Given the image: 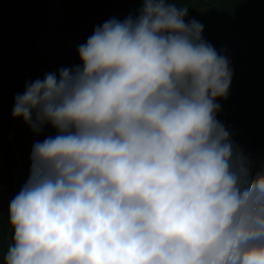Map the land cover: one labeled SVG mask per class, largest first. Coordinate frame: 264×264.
Segmentation results:
<instances>
[{
  "label": "clouds",
  "instance_id": "obj_1",
  "mask_svg": "<svg viewBox=\"0 0 264 264\" xmlns=\"http://www.w3.org/2000/svg\"><path fill=\"white\" fill-rule=\"evenodd\" d=\"M143 0L26 82L12 116L34 132L2 264H264V168L217 119L233 70L186 21Z\"/></svg>",
  "mask_w": 264,
  "mask_h": 264
},
{
  "label": "trees",
  "instance_id": "obj_2",
  "mask_svg": "<svg viewBox=\"0 0 264 264\" xmlns=\"http://www.w3.org/2000/svg\"><path fill=\"white\" fill-rule=\"evenodd\" d=\"M50 1L0 0V252L6 250L10 242L9 204L29 177L33 144L56 134L55 129L48 125L37 133L22 119H14V98L24 93L26 82L43 79L46 73L58 72L61 67L72 64L70 58L45 57L62 47L53 38L56 34H64L72 42L79 33L72 29L62 32L57 28L49 31L50 23L46 28L40 19H28V14L32 17L37 13L50 15ZM84 1L90 0L77 2ZM171 2L177 6L187 5L186 21L192 17V20L200 22L203 38L219 44L228 56L233 77L227 99L217 101L221 104L217 119L230 131L233 142L250 157L253 170L259 171L264 168V119L257 118L258 107L249 102L248 95L264 102V86L256 85H264V0ZM115 3L122 10L120 20H123L129 15L135 17L143 0H94L87 16L104 14ZM80 13L75 9L71 19ZM37 23L39 26L35 27ZM89 31H80L84 33L79 45L91 35ZM78 61L80 63L79 56ZM16 176L19 180L15 189Z\"/></svg>",
  "mask_w": 264,
  "mask_h": 264
},
{
  "label": "rangeland",
  "instance_id": "obj_3",
  "mask_svg": "<svg viewBox=\"0 0 264 264\" xmlns=\"http://www.w3.org/2000/svg\"><path fill=\"white\" fill-rule=\"evenodd\" d=\"M78 0H51L50 2L52 5L50 6V9L48 11L47 15L44 13H37V16L32 17L31 15L28 14V19L35 20V19H40L42 21L43 25L46 26L47 24L50 23L49 25V31L52 30L53 28H57L60 31H65L68 29H72L79 31L78 35H76L75 39L73 38V41H69L72 39L68 40V36H65L64 34H56L54 36V40L56 43H59L60 49H55L54 53L49 54L48 57H45V59H62L63 57L67 60V58H70L73 60L71 63L72 64H67L68 67H71L73 65L79 64L78 61V42L81 41L83 38V33H80V31H86V29H90L89 33L92 34L94 27L100 24H103L106 20L110 18H122L121 17V8L119 7L118 3H115L112 7L108 8L106 10V13H102L96 17H88V11H90L91 7L94 4V0H90L89 2H77ZM76 2V4H75ZM75 9H79L81 12L76 16L75 18L71 19V16L75 15ZM87 13V14H86ZM192 20V17H190ZM187 20V21H191ZM39 23V21H38ZM34 25L35 27L39 26V24ZM92 30V31H91ZM76 34V33H75ZM54 35V34H53ZM70 42V43H69ZM53 45V44H52ZM80 59V58H79ZM260 107L262 108L263 105L260 104ZM246 108V107H244Z\"/></svg>",
  "mask_w": 264,
  "mask_h": 264
}]
</instances>
